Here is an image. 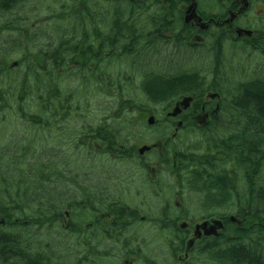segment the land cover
Listing matches in <instances>:
<instances>
[{
  "label": "trees",
  "instance_id": "1",
  "mask_svg": "<svg viewBox=\"0 0 264 264\" xmlns=\"http://www.w3.org/2000/svg\"><path fill=\"white\" fill-rule=\"evenodd\" d=\"M62 3L67 5L63 9L73 15L64 19L65 30L55 41L66 45L68 53L62 59L53 58L48 65L29 58L14 68L0 65V120L5 118L1 110L9 111L7 120L33 130L34 143H41V134L45 135L49 127L62 130L57 122L61 124L71 114L80 113L72 106L78 88L70 90L65 83L76 78L83 94L91 90L113 101L111 109L115 111L107 119L120 116L153 132V140L166 138L168 128L149 127L144 120L152 115L158 123L165 122L156 107L172 106L184 95L201 96L205 82L192 80L197 71L180 64L185 60V49H174L156 37L154 40L153 28L160 12L157 16L138 14V7L126 0L97 1L93 7L88 2L82 11L68 5L67 0ZM166 19L162 14L161 25H168ZM95 49L101 54L96 56ZM228 100L229 108H236L229 110L233 117L230 122H236V132L231 129L230 137H236V144L220 148L202 134H193L190 139L182 136L174 142L165 140L161 151L169 169L174 167L180 173L190 192L205 197L206 192L223 190L226 200L231 195V205L236 201V226L227 227L223 247L200 251L199 260L203 264H264V84L237 81L236 96ZM131 112L136 113L134 118L129 117ZM107 119L93 122L108 123ZM102 131L107 133L103 135ZM95 132L101 141L112 138L115 142L119 137L110 125H99ZM105 143L100 146L106 147ZM207 150H214L216 155L209 156ZM25 151H0V264H63L65 258L56 243L46 240L48 229L58 232L61 227L58 217L62 208L58 205L62 201H43L48 191L43 172L53 167L48 163L23 165ZM112 152L116 151L106 150L103 154ZM229 182L235 183L236 194L228 188ZM69 201L65 199L66 204ZM235 235L236 239H227Z\"/></svg>",
  "mask_w": 264,
  "mask_h": 264
},
{
  "label": "flooded vegetation",
  "instance_id": "2",
  "mask_svg": "<svg viewBox=\"0 0 264 264\" xmlns=\"http://www.w3.org/2000/svg\"><path fill=\"white\" fill-rule=\"evenodd\" d=\"M62 1L56 0V4L47 2L42 4L39 0L36 4L33 0H24L21 6L18 0H0V32L22 33L23 38L25 35L28 37V48L20 63L29 58L31 62L36 60V63L48 65L53 58L62 59L63 55L68 53L66 45L58 44L56 41L46 40L47 43L40 48L31 47L36 38L43 37L45 34L41 31L43 24L45 29L51 30L53 34L64 32L66 27L63 25L64 19L71 18L73 12L64 10L63 8L67 5H64ZM67 1L68 5L78 7L79 11H82L85 10L88 2L93 7L97 1L101 3L103 0ZM126 1L134 3L138 7V14L144 16H157L160 12L156 26L153 28V34H156L154 40L156 37L158 41L162 39L166 45L174 49H185V60L180 61V64L184 67L189 66L194 72L197 71L194 74L195 77L191 79L205 82V91L198 97L194 94L184 95L181 99L174 101L172 106L156 107L157 110L162 111L165 122L158 123L154 120L149 127H166L170 130L169 135L166 138L157 137L147 145L140 144L139 140L133 143V146L137 147V152L142 146L149 147V150L142 154L138 152L136 158L139 161L144 154L159 153L157 157L160 158V164L144 170L145 174L141 175L146 178L143 183L148 184L147 190L144 189L143 193L130 190L136 188H130L129 197L124 194L123 196L114 194L112 190H109L108 184L111 183L108 176L104 174L111 172L108 170H99L98 174L83 171L78 177L76 175L73 177V180H78V183L68 182L69 189L62 191L65 185L59 187L58 179H54L59 178L58 172L52 171L53 174L48 170L45 171L46 187L51 191L56 188V192L62 199L58 205L62 208L61 215L58 217V223L61 226L58 229V236L76 241L74 254L77 258H74V264H162L159 261L162 258L160 252L152 250L154 240L171 242L167 248V255L164 256L169 260L166 263L163 262L164 264H196L201 261L198 258L200 251L207 253L215 246L223 247L227 227L236 226V201H233V212H230L226 210L225 205L230 204L231 195H228L226 200L223 190L220 193L210 191V193L206 192L205 197L199 196L200 211L191 212L183 203L184 188L180 187L183 185L180 173L174 167L169 169L166 160H162L161 144L167 139L174 142L182 136L190 139L193 134H202L204 138L212 140L220 148L227 143L236 144V137L232 139L230 137L231 129L236 132V122H230L233 117L229 111L230 109L236 111V108H229L228 98L236 96V81L241 75L233 71L230 80L228 74L230 70H227L224 58L226 50L229 51V59H236L237 53L248 50V54L264 61V0ZM41 11H43L42 14H40ZM23 12H26V15H22ZM65 12L68 14L65 15ZM162 14L164 20L167 17L168 25H161ZM12 20H15V24H12ZM29 29L30 35H28ZM92 30H95V26ZM21 39H18L20 44ZM158 44L156 41L155 46ZM14 47L11 49L13 50ZM94 51L96 56L97 53L101 54L96 52L97 49ZM9 57L8 53L0 52V65L6 64L10 60ZM102 59H99L100 62ZM18 63L13 61L9 66L14 68L18 66ZM255 80L257 82L260 79ZM258 82L264 84V80ZM209 84L212 89H209ZM185 99L187 102L182 104ZM176 109L178 112L173 115ZM99 125L108 124L96 122L77 124L72 134L80 137L78 143L86 146V150H83L89 156L92 154V147L96 148L97 153L101 151L103 153L106 150L124 151L126 142L123 138L113 142L112 138L101 141L95 137L96 127ZM101 133L105 135L107 132ZM103 143L106 147L102 148L100 144ZM175 145L179 144L175 143ZM206 153L209 156L216 155L214 150H207ZM164 176H171L173 179L171 183L161 181V177ZM91 179L94 183L92 186L89 184ZM126 182L129 188L128 181ZM161 183L163 186H160ZM230 183L232 187L230 185L228 188H232L235 193L236 185L234 182ZM49 190L47 194L50 193ZM129 198L134 199V202H130ZM141 198L156 200L152 206L159 212L142 215L139 212L144 208V201L140 200ZM65 199L68 201L73 199V201L66 204ZM145 229L146 235L141 233ZM108 243L112 245V249H103V253H100V247ZM63 264L70 263L63 261Z\"/></svg>",
  "mask_w": 264,
  "mask_h": 264
},
{
  "label": "rangeland",
  "instance_id": "3",
  "mask_svg": "<svg viewBox=\"0 0 264 264\" xmlns=\"http://www.w3.org/2000/svg\"><path fill=\"white\" fill-rule=\"evenodd\" d=\"M23 2V0L19 2L21 3V6H23ZM33 2L38 4L39 0H33ZM40 2L42 4H44L45 2H47L48 4L57 3L56 0H40ZM42 12L43 11H41L40 14H42ZM22 15H26V12H23ZM41 31H44L45 34L43 35V37H38L34 40L33 46L31 45L33 49L40 48V46L45 45L47 43L45 42L46 40L50 42L55 41L56 37L59 35V33L53 34L50 32L51 30L48 31L47 29H45V24L42 25ZM30 32L31 30L29 29L28 35H30ZM19 38H23V35L22 37H20L18 33L1 34L0 52L6 54L8 53V55L10 56V60H8V62L3 65L9 66L12 64L13 61L20 62L22 56L25 54L26 49L28 48V37H26L25 35V37L21 39V44L18 41ZM14 40L17 43L14 42ZM4 42H7V44H3ZM13 43L15 44V47ZM12 47H14L13 50L11 49ZM228 56L229 51L226 50L224 63L225 65H227V70H230V72H228L230 80L233 71L239 76L241 75L239 79L240 81L238 80V82L244 81L254 83L256 82L255 79H260L258 81L264 80L263 60H259L248 53H237L236 59H229ZM3 65L1 64V66ZM65 83L67 84L70 90L74 89V87L78 88V92H76L77 97L73 98L74 102L72 103V106L75 108L78 107V111L80 113L76 112L75 116L71 114V116L68 117L67 120L63 121L61 124L60 122H57L59 125L58 127L63 128L62 130H59V128L52 129V126L49 127L47 131L48 133L46 132L45 135L41 134V143L39 142V144H37L34 143L33 139V135L35 134L34 131L22 128L20 125H18V122L7 120V117L9 116V111L2 109L1 111H4L3 116L5 118L4 120H0V149H10L11 151V149L15 148L16 151L20 150L21 152H23V150H26L25 154L27 155V157H24V159L21 160V163L25 166L45 165L47 163L50 164L53 168L52 170L48 169V172H51L53 174L54 172H58L59 178L56 177L54 179H58L57 184L58 186L60 185L59 187H63L65 185V188L62 191L69 189L68 182L74 181L75 183H78V180H73V177L75 175L78 177V175L81 174V172L83 171H92L94 174H98L99 170H108L111 172L104 174L108 176L109 181L111 183L108 184V188L109 190H112L114 194L122 196L124 194L125 196L129 197L128 190L130 188H136L130 190H138L140 193H143V191H145L144 189L147 188L148 184L143 183L146 178L141 175L145 174L144 170H149L153 166L160 164V158L157 157V154H159L158 152H153L149 154H144L142 159H140L139 161V159L136 158V155H138L137 147H134L133 143L139 140L141 141L140 144L144 143V145H147L149 142H152L155 134L151 131H146L145 129H142L136 122H133L132 124L129 123V120L128 122H126L125 120L121 119L120 116L116 118L114 117V119H107V116H110L111 113L115 111L111 109L114 105L113 101L110 102L104 96H96L91 90L89 91L88 95L83 94L80 91L78 80L76 78L69 79L65 81ZM232 83H234V81H232ZM135 115L136 113L131 112V115L129 117L134 118ZM95 119L109 120L107 124L110 125L111 131L114 132L115 136L119 135L118 138L125 139V149L124 151H120L124 152L123 154H119V152H112L111 154L106 155L103 154L102 151L100 153H97L96 148L94 147H92L91 156H89L88 153L84 151L86 150V146L82 145L81 143H78V138L80 137H75L71 132L76 130L75 128L77 127V124L79 125L81 123L93 122ZM144 124H146V120H144ZM113 127L117 128L119 132L117 130L114 131ZM31 146L32 148H30ZM114 146L118 148V146ZM98 154H100V156H97ZM162 163L163 161L161 162V164ZM45 171L47 170H44L43 172L44 177ZM172 180L173 179L171 176L161 177V181L165 183H171ZM126 181H128L129 188H127ZM182 182L184 188V206L189 207L191 212L194 210L200 211V194L198 195L194 192H190L185 187V183L183 180ZM89 184L91 186L94 184L92 179ZM54 186H56V184H54ZM160 186H163V183H161ZM49 191L50 193L43 195L44 203L59 204L58 199L60 201H62V199L59 197V195L58 197L56 196L58 192H52L51 190ZM140 200L144 201L143 207L145 208L139 211L142 215L147 216V214L149 213L153 214L159 212L157 208L154 207V209L152 206L154 203H156V200H143V198H141ZM129 201L134 202V199L129 198ZM225 207L226 210L233 212V207L231 204H226ZM47 232L49 235L46 236V240L49 242L51 241V244L55 242L56 246L59 249L60 255H64L65 261L70 264H74V258H77V256H75L74 254V246L75 244H77L76 241H74V239H63L61 236H58V232L55 231V228L48 229ZM141 233L146 235V229L143 230ZM228 238H230L231 240L236 239V235L234 238L231 236H228ZM169 243L171 242L166 240L165 242H162L160 240L153 241L152 250L154 252H160L162 258L159 261H161L162 264L168 262L169 260L164 257L167 255V248ZM103 249H112V245L108 243L107 245L100 247V253H103ZM196 264L203 263L199 261Z\"/></svg>",
  "mask_w": 264,
  "mask_h": 264
},
{
  "label": "water",
  "instance_id": "4",
  "mask_svg": "<svg viewBox=\"0 0 264 264\" xmlns=\"http://www.w3.org/2000/svg\"><path fill=\"white\" fill-rule=\"evenodd\" d=\"M185 102H187L186 99L182 102V104H185ZM177 112H178V109L175 110V112L173 113V115H175ZM153 122H154V118L150 116V117L147 119V123H148V125H152ZM147 150H149V147H147V146H143V147H141V149H140L138 152H139V154H142L143 152H145V151H147Z\"/></svg>",
  "mask_w": 264,
  "mask_h": 264
},
{
  "label": "bare ground",
  "instance_id": "5",
  "mask_svg": "<svg viewBox=\"0 0 264 264\" xmlns=\"http://www.w3.org/2000/svg\"><path fill=\"white\" fill-rule=\"evenodd\" d=\"M3 44H7V42H4Z\"/></svg>",
  "mask_w": 264,
  "mask_h": 264
}]
</instances>
